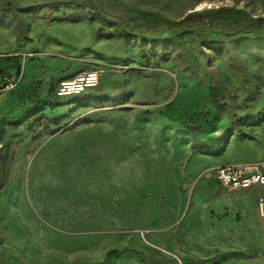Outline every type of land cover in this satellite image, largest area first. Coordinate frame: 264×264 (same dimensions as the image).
I'll use <instances>...</instances> for the list:
<instances>
[{"label": "rangeland", "instance_id": "rangeland-1", "mask_svg": "<svg viewBox=\"0 0 264 264\" xmlns=\"http://www.w3.org/2000/svg\"><path fill=\"white\" fill-rule=\"evenodd\" d=\"M80 1L0 0V264H264V0Z\"/></svg>", "mask_w": 264, "mask_h": 264}, {"label": "built area", "instance_id": "built-area-1", "mask_svg": "<svg viewBox=\"0 0 264 264\" xmlns=\"http://www.w3.org/2000/svg\"><path fill=\"white\" fill-rule=\"evenodd\" d=\"M5 88L17 84L18 80L7 78ZM99 83V72L92 70L66 79L61 86L65 95H72L85 87H95ZM217 178L226 187L231 189H247L254 185L264 186V170L258 162H227L216 170Z\"/></svg>", "mask_w": 264, "mask_h": 264}, {"label": "trees", "instance_id": "trees-1", "mask_svg": "<svg viewBox=\"0 0 264 264\" xmlns=\"http://www.w3.org/2000/svg\"><path fill=\"white\" fill-rule=\"evenodd\" d=\"M74 1H77V0H74ZM82 3H85V4H88V5H91V6H94L96 8H98L99 6L97 4H95L93 1L91 0H82L80 1ZM3 6H6V7H10L12 12H13V15L16 16V13H15V10L16 8L18 7V3L17 2H13V1H9V2H6L5 4H2ZM137 18H142V19H146L144 17H141V16H133L131 17L130 19L134 20V19H137ZM198 20V21H202V22H205L207 21L203 15L201 13H198V12H195V11H191V12H188L186 13L182 18L180 19H168V18H157V19H151V20H148L149 22L152 23L153 26H156V25H159V24H163V23H169V24H175V25H178V24H182L186 21H189V20ZM209 23V25L212 27V28H216V29H222L224 30L225 32L229 33V34H233V33H236L238 31H241V30H245V29H260L264 26V22H260L256 25L252 24L246 28H233L230 23L226 20H223L221 22H215L213 20L211 21H207ZM213 82H215V78H212ZM117 252L116 249H111L107 252V254H112V253H115Z\"/></svg>", "mask_w": 264, "mask_h": 264}, {"label": "crops", "instance_id": "crops-1", "mask_svg": "<svg viewBox=\"0 0 264 264\" xmlns=\"http://www.w3.org/2000/svg\"><path fill=\"white\" fill-rule=\"evenodd\" d=\"M139 261H140V259L138 258V262ZM192 264H207V261H198V262H193Z\"/></svg>", "mask_w": 264, "mask_h": 264}]
</instances>
